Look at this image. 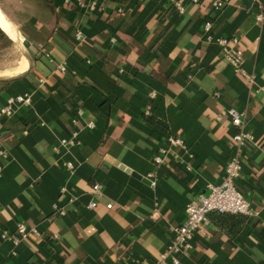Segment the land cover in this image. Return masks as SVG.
Wrapping results in <instances>:
<instances>
[{"label": "crops", "instance_id": "crops-1", "mask_svg": "<svg viewBox=\"0 0 264 264\" xmlns=\"http://www.w3.org/2000/svg\"><path fill=\"white\" fill-rule=\"evenodd\" d=\"M42 1L6 3L22 31L0 9L23 52L17 65L0 67V105L11 94L29 90L33 97L0 116V148L8 150L0 175V264L155 262L187 203L223 178L236 150L231 105L245 110L253 136L237 183L257 212H210L182 264H264V21H255L264 0H229L219 10L210 0H184L183 12L171 0H98L94 9L77 0ZM209 17L217 34L239 35L255 83L207 39ZM79 107L84 112L73 125ZM73 129L80 144H61ZM169 132L181 134L189 150L173 152L158 168L153 156ZM156 169L153 185L147 174ZM95 182L102 183L96 196ZM55 201L66 205L65 214L55 212ZM19 220L40 234L12 253L1 232H15Z\"/></svg>", "mask_w": 264, "mask_h": 264}, {"label": "built area", "instance_id": "built-area-1", "mask_svg": "<svg viewBox=\"0 0 264 264\" xmlns=\"http://www.w3.org/2000/svg\"><path fill=\"white\" fill-rule=\"evenodd\" d=\"M174 7L178 12H183L185 9L184 0H171ZM199 3L201 0H194ZM78 4L83 8L94 9L98 6V0H77ZM211 6L215 10L224 8L229 0H210ZM255 21H264V5L261 2L257 3V10L255 12ZM204 31L209 41L215 42L226 58L229 64L236 72L242 74L249 84L255 83V74L246 69L245 54L240 45V37L238 34H217L214 31V21L212 18H206L203 22ZM77 39L83 40L85 35L83 31L78 28L75 32ZM61 70H66V65L59 64ZM264 90V86H260ZM219 94V91H216ZM33 101L32 92L25 91L21 93L9 95L5 102L0 105V116H10L14 114L21 104H31ZM84 108L79 107L77 114L72 118V124H78L80 116L83 114ZM145 114H151V108L145 109ZM228 114L232 124L236 126V130L233 134L236 150L229 157L225 165V171L221 182L210 183L208 193H200L197 197L190 200L185 208V219L180 224L174 227V234L170 238L166 248L159 254L158 259L150 264H182V255L187 254L194 247V236L198 229H201L203 224L209 219L210 212H230V213H244L252 214L257 212L251 205V202L245 197L243 192L238 187L237 180L241 175V171L244 164L243 147L246 146L253 138L250 131L245 129V110L240 109L234 105L228 107ZM85 126L93 127L95 125L94 120H87ZM77 129H73L70 136H63L60 138L61 144L69 146L79 145L80 140L77 138ZM189 145L186 139L179 133L169 132L166 136V140L162 143L157 152L153 156V162L156 167H160L167 158L176 152L175 156L178 157L180 152H187ZM8 158V150L6 148H0V175L3 172V168ZM65 168L68 171L75 170L76 164L73 160H66L63 162ZM147 177L151 180V183L155 185L158 181V172L151 170L148 172ZM68 190L66 184L60 188L61 192ZM93 193L100 195L102 193V183L95 182L93 184ZM97 204V200L94 198L89 202L90 207H94ZM112 202L108 203L111 206ZM53 207L56 213L65 214L67 211L66 205L61 204L59 201L53 203ZM40 234L39 229L35 225H29L25 220H19L17 222V228L15 232H10L4 229L1 232V237L10 239L14 248L12 253L16 252L17 246L20 242L27 238L30 234ZM54 237H59L58 233L53 234Z\"/></svg>", "mask_w": 264, "mask_h": 264}, {"label": "rangeland", "instance_id": "rangeland-1", "mask_svg": "<svg viewBox=\"0 0 264 264\" xmlns=\"http://www.w3.org/2000/svg\"><path fill=\"white\" fill-rule=\"evenodd\" d=\"M21 6H23L27 2H33L37 6L39 4H42V0H17ZM16 0H0V9L1 12L3 13L4 17L7 19V17L21 30V26L18 22L14 20L12 16L7 14L5 10H7L9 13L12 14L11 10H9L7 6V2L11 5L17 4ZM5 10H4V9ZM17 15V17H21ZM20 43L18 42V39L13 40L11 38L10 41L5 40V39H0V67H10V66H15L17 63L20 61L21 57L23 56V52L20 48Z\"/></svg>", "mask_w": 264, "mask_h": 264}, {"label": "trees", "instance_id": "trees-1", "mask_svg": "<svg viewBox=\"0 0 264 264\" xmlns=\"http://www.w3.org/2000/svg\"><path fill=\"white\" fill-rule=\"evenodd\" d=\"M44 1H52V0H44ZM113 1L126 2L127 0H113ZM0 39H5V40H8V41L11 40V38L9 37V35L7 34V32L2 28L1 25H0ZM221 213L239 214V213H230V212H221Z\"/></svg>", "mask_w": 264, "mask_h": 264}, {"label": "bare ground", "instance_id": "bare-ground-1", "mask_svg": "<svg viewBox=\"0 0 264 264\" xmlns=\"http://www.w3.org/2000/svg\"><path fill=\"white\" fill-rule=\"evenodd\" d=\"M0 23L4 26L3 28H6V21L1 13H0Z\"/></svg>", "mask_w": 264, "mask_h": 264}, {"label": "water", "instance_id": "water-1", "mask_svg": "<svg viewBox=\"0 0 264 264\" xmlns=\"http://www.w3.org/2000/svg\"><path fill=\"white\" fill-rule=\"evenodd\" d=\"M3 28V27H2ZM4 29V28H3ZM5 30V29H4ZM7 32V34L9 35L10 38L16 40L7 30H5Z\"/></svg>", "mask_w": 264, "mask_h": 264}]
</instances>
